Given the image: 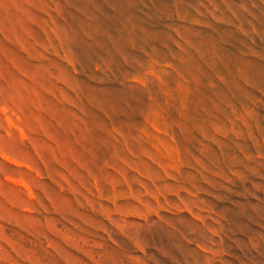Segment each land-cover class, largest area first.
<instances>
[{
	"label": "rangeland",
	"instance_id": "1",
	"mask_svg": "<svg viewBox=\"0 0 264 264\" xmlns=\"http://www.w3.org/2000/svg\"><path fill=\"white\" fill-rule=\"evenodd\" d=\"M0 264H264V0H0Z\"/></svg>",
	"mask_w": 264,
	"mask_h": 264
}]
</instances>
